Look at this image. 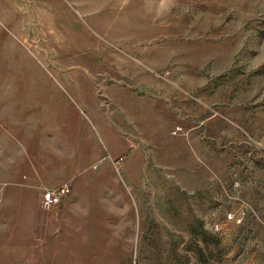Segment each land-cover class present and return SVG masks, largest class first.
<instances>
[{"label":"rangeland","instance_id":"rangeland-1","mask_svg":"<svg viewBox=\"0 0 264 264\" xmlns=\"http://www.w3.org/2000/svg\"><path fill=\"white\" fill-rule=\"evenodd\" d=\"M0 264H264V0H0Z\"/></svg>","mask_w":264,"mask_h":264},{"label":"built area","instance_id":"built-area-1","mask_svg":"<svg viewBox=\"0 0 264 264\" xmlns=\"http://www.w3.org/2000/svg\"><path fill=\"white\" fill-rule=\"evenodd\" d=\"M48 200H49V197H48ZM228 219H231V216H230V217H228Z\"/></svg>","mask_w":264,"mask_h":264}]
</instances>
